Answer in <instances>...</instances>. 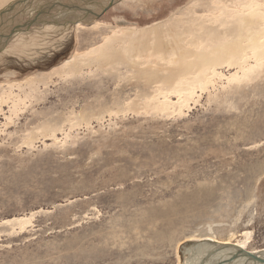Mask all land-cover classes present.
I'll list each match as a JSON object with an SVG mask.
<instances>
[{
	"label": "rangeland",
	"instance_id": "obj_1",
	"mask_svg": "<svg viewBox=\"0 0 264 264\" xmlns=\"http://www.w3.org/2000/svg\"><path fill=\"white\" fill-rule=\"evenodd\" d=\"M49 25L0 57V264H185L205 238L264 251V0H119ZM176 42L235 50L184 71Z\"/></svg>",
	"mask_w": 264,
	"mask_h": 264
},
{
	"label": "bare ground",
	"instance_id": "obj_2",
	"mask_svg": "<svg viewBox=\"0 0 264 264\" xmlns=\"http://www.w3.org/2000/svg\"><path fill=\"white\" fill-rule=\"evenodd\" d=\"M112 1L114 0H13V2L10 4V7L8 6L4 10L2 15L0 14V17L2 16L1 25H0V57L6 52L8 54L11 53V51H8V48L11 46V44L14 43L15 41L14 37H17L22 34L28 35V33L32 29L35 30L41 28L42 30L43 28H47L46 24L48 25L50 24L51 26L56 28L58 32L59 31L61 32L63 30L68 31L70 28L73 27L72 25L67 24L68 21H77V19L79 18H82L83 21L80 20V22L73 24L74 26L80 24L96 23L95 16L98 17L106 10H108L110 7H112L113 5L110 6ZM118 1L119 0H116L115 4ZM64 4L68 6L64 9H60L63 8ZM157 34L158 33H153V35H157ZM255 39L256 38L254 36L249 37V40H255ZM151 45L147 46V44L145 43V45L143 44L139 46H132L131 49L133 51L147 50L151 48ZM170 45L169 46L171 47L172 51L177 55H179L176 61L174 60L175 61L174 65L178 67L177 69L183 68L184 71L191 69L194 66L202 67V66L211 65V63L215 62V57L217 56V54L219 55V53L221 52L231 51L235 47V46L232 47L227 45L223 47L221 46L219 48L214 47L213 50L215 52L214 53L215 55L211 54L214 57L212 56L210 57L208 54L204 52L201 53L202 51L198 53H191L189 55L190 51L193 48L192 47L184 48L180 45L179 42ZM145 46H147L146 49L144 48ZM155 46L157 49L164 48V44H162V42L156 43ZM189 58L191 59L188 62ZM217 245L219 246L222 245L224 247L218 248L219 250H217L208 259V261L205 264H247V259L241 255V251L249 254L257 255V257L259 258H264V251L260 253H255V252L250 253L247 250L245 244L220 242L213 240L211 238H205L201 240L199 239L198 241H194V240L186 241L185 244L182 245L183 248L184 247L187 248L186 250L184 249L185 253L188 256L185 264H201L202 259L205 256V253H207L209 249H216Z\"/></svg>",
	"mask_w": 264,
	"mask_h": 264
},
{
	"label": "water",
	"instance_id": "obj_3",
	"mask_svg": "<svg viewBox=\"0 0 264 264\" xmlns=\"http://www.w3.org/2000/svg\"><path fill=\"white\" fill-rule=\"evenodd\" d=\"M115 2H116V0H114V1H112L111 2V4H110V6H112V5H114L115 4ZM68 5H66V4H64V6H63V8H60V9H64V8H66ZM78 9V8H77ZM95 18H97L96 16H95ZM80 20L81 21H83V19L82 18H79V19H77V21H68V23L67 24H70V25H73V24H76L77 22H80ZM86 22H88V21H86ZM57 23V22H56ZM224 246H222V245H217L216 246V249H209V251L207 252V253H205V256H204V258L202 259V262H201V264H205L207 261H208V259L217 251V250H219L218 248H223ZM241 255L244 257V258H246L247 259V264H264V258H259V257H257V255H253V254H249V253H246V252H243V251H241Z\"/></svg>",
	"mask_w": 264,
	"mask_h": 264
}]
</instances>
